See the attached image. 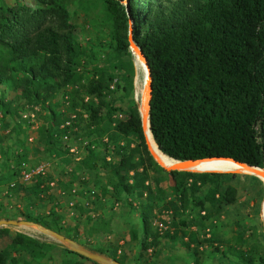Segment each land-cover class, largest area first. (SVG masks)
I'll use <instances>...</instances> for the list:
<instances>
[{
  "label": "trees",
  "instance_id": "obj_1",
  "mask_svg": "<svg viewBox=\"0 0 264 264\" xmlns=\"http://www.w3.org/2000/svg\"><path fill=\"white\" fill-rule=\"evenodd\" d=\"M127 1L126 5V0H78L89 28L79 33L68 0H13V4L0 0V218L40 223L109 255L80 235L111 233L110 221L98 218L94 228L83 232L78 223H65L54 208L45 215L31 212L40 196L52 199L53 170L72 163L69 184L75 177L87 183L81 179L86 171L102 170L98 179L105 178L106 183L94 189L96 201L111 193L115 200L123 195L125 205H131V199L136 202L141 251L133 263L125 256L109 255L122 264H154L152 254L147 258L144 253L152 248L156 254L165 236L179 239L194 254L196 264L199 248L206 246L236 257L241 264H264L259 242L244 250V230L235 233L233 242L214 245L207 228L208 221L237 198V175L219 172L246 168L213 157L264 167V0ZM130 27L152 79L149 126L146 119L144 130L166 156L201 159L187 164L197 172H166L172 199L166 200L164 188L147 182L153 173L178 163L153 153L155 161L148 151L134 99V61L142 73L140 106L144 94L146 102L149 99L148 69L145 65L144 71L132 53ZM117 92L121 105L108 98ZM72 140L83 146L79 160L69 151ZM108 155L117 159L107 160ZM42 159L53 165L30 182H21L20 171ZM240 174L255 180L264 196L260 178ZM152 179L156 184L155 175ZM82 191L77 195L83 197ZM81 205L76 200L74 209L80 216L85 207ZM156 209L174 214L172 233L153 226ZM193 210L195 229L181 218ZM6 229L0 227V234ZM137 237L131 233L132 239ZM51 248L50 243L15 231L0 249V264H52ZM60 264L80 261L62 258Z\"/></svg>",
  "mask_w": 264,
  "mask_h": 264
},
{
  "label": "rangeland",
  "instance_id": "obj_2",
  "mask_svg": "<svg viewBox=\"0 0 264 264\" xmlns=\"http://www.w3.org/2000/svg\"><path fill=\"white\" fill-rule=\"evenodd\" d=\"M4 1V0H3ZM25 2L27 0H24ZM7 4H13V0H5ZM69 9L71 12V17L73 23L77 26V31L79 33L83 32V29L89 30L87 25L88 18L86 17L83 10L78 6V0H68ZM87 32V31H85ZM83 32V33H85ZM135 76H134V99L135 95L137 98L140 97V83L142 79V73L135 66ZM143 67V66H142ZM145 71V68L143 67ZM137 82L138 85L135 83ZM120 92L111 93L108 98H114L116 105H121L119 101ZM145 104L147 99V94H144L143 97ZM136 100V99H135ZM146 138V136H145ZM31 140V138H30ZM146 140V139H145ZM72 140L70 146L76 145L80 141ZM147 144V143H146ZM148 148V144H147ZM149 151V150H148ZM150 153V152H149ZM157 158H160V155H155ZM111 161L114 162L117 159L116 156H110ZM45 160V159H42ZM110 161V162H111ZM53 165V164H52ZM72 163L69 164H60L57 169L53 170L52 180H54L55 185L50 188L49 194H51L52 199L49 197L40 196L35 204V207L31 209L32 214H48V212L54 208L58 210L59 213L63 214L65 223H68L70 226L72 224L78 223L84 232L87 228L95 227L97 224V219H106L110 221L111 233H105L101 231L95 233L94 235L84 234L80 235L81 240H86L94 248H103L107 249L109 255L125 256L129 263H133L135 258H138L139 251H141L140 245V220L138 217V212L136 210V202L134 199H131V205L124 204L122 201L125 197L121 195V199L115 200L114 197L110 194H107L105 197H99L98 201H95L90 207H84L83 215L80 216L78 208L74 209V214L70 213L69 201L74 199V196L71 194V189L68 188L71 185H79L78 188L82 186L79 180L75 179L71 184L68 183V177L63 174L64 169L70 168ZM163 168V167H162ZM164 169V168H163ZM164 169L165 172L153 173L151 175V180L147 182L151 183L153 187L160 186L166 190V200L172 199L173 195L169 192V177L166 174L168 172ZM197 172V171H193ZM238 173L232 172H219L226 173L228 177L231 174L237 175L234 179V184L237 187V198L236 201L225 207L220 214L211 218L207 223V228L209 229V237L213 239V244H218L219 241L223 240L226 242H233L235 233L238 230H244L247 237V241L243 244L244 250H252L255 243L259 242L264 249V216H263V190L260 189L258 183L252 178L246 177ZM258 172H244V174L258 176ZM87 178V183H91L94 186L101 187L102 184L106 183L105 178L98 179V176L102 175V170L97 168V170L86 171L85 173ZM155 175L157 178V183L155 184L152 176ZM248 176V175H247ZM85 180V181H86ZM103 180V182H102ZM264 181V179H262ZM101 181V182H100ZM64 190V191H63ZM101 194V191H100ZM2 196V190H0V197ZM77 197V196H76ZM80 198V199H79ZM77 200V199H76ZM262 200V202H261ZM78 201L81 203V197L78 196ZM116 201H119V205L114 209L113 205ZM20 202L15 201V205ZM261 204V207H260ZM83 206V205H81ZM10 209V208H8ZM195 210L190 213L187 212L185 215H182L181 218H187L191 222L190 226L192 229L198 228L196 223H194ZM8 212H4L7 215ZM77 216H76V215ZM156 217L153 219V226L157 228L155 223L162 221L166 229L159 230V232H164L168 230L172 233L173 230V220L174 214L169 210L165 211L164 209L155 210ZM176 221V220H175ZM4 233L0 234V249L9 242V237H11L14 231L22 232L31 237H34L42 242H47L52 244L50 254L52 255L53 261L52 264H60L62 258H66L71 261L79 260L80 264H94L92 261L87 259H77L73 254L66 253L63 250V246L54 241L52 238L39 233L33 228L22 227V226H8ZM183 229V228H182ZM138 233L137 239L131 238V233ZM120 250V251H119ZM200 258L199 264H241L238 259L234 256L229 255L228 253L223 255L220 251L215 250L211 246H206L204 248H199ZM158 252V254H157ZM156 254L152 253V248H149L144 255L147 258L151 255V262L154 264H196L195 256L192 252H189L187 249L180 245L179 239L170 241L168 237H163L159 250ZM26 260L29 257H25Z\"/></svg>",
  "mask_w": 264,
  "mask_h": 264
},
{
  "label": "water",
  "instance_id": "obj_3",
  "mask_svg": "<svg viewBox=\"0 0 264 264\" xmlns=\"http://www.w3.org/2000/svg\"><path fill=\"white\" fill-rule=\"evenodd\" d=\"M127 2L128 1L126 0V5H127ZM128 40H129V45H130V48H131L132 53L134 54V56H138V57L143 58V60L145 62V65L148 68L149 77H150V81H149V100H148V103H147V106H148L147 112L145 111V103H144V106L143 105L140 106V103L138 102V99H137V97L135 95V99H136L137 106H138V111H139L140 116H141L142 128H143V131H144L146 114H147V122H148V126H149L152 79H151V74H150V68H149L148 61H147L145 55L143 54L141 48L134 42L133 37H132V28L131 27H130V30H129ZM134 64H135V62H134ZM149 130H150V127H149ZM144 135H145V131H144ZM146 143H147V141H146ZM148 150H149V148H148ZM149 152H150V150H149ZM150 154L153 157L151 152H150ZM166 157L170 158L168 156H166ZM213 158H226V159L233 160V161H235V162H237L239 164L246 165L248 167L257 169L258 176L261 179H264V167L261 168V167H258V166H253V165H250V164H248L246 162H242V161L236 160L234 158H230V157H213ZM153 159L155 160L154 157H153ZM170 159L176 161L178 164L176 165V167L166 169L168 172H171V171H174V170L187 171V170H184L185 166H186L185 163L201 160V159L177 160V159H173V158H170ZM203 159H205V158H203ZM3 226H22V227L33 228L36 231H38L39 233L44 234V235L52 238L54 241L59 243L64 248H66V249H68V250H70V251H72V252H74V253H76V254H78V255L86 258V259H89V260L95 262L96 264H122L116 258H113V257H111L109 255H106V254L101 253V252L96 251V250H91V249L87 248L85 245H83L80 242H78L77 240H75V239H73L71 237H68V236H66L63 233L57 232V231H55V230H53L51 228H48V227H46V226H44V225H42L40 223L34 222V221L24 220V219L0 218V227H3Z\"/></svg>",
  "mask_w": 264,
  "mask_h": 264
},
{
  "label": "built area",
  "instance_id": "obj_4",
  "mask_svg": "<svg viewBox=\"0 0 264 264\" xmlns=\"http://www.w3.org/2000/svg\"><path fill=\"white\" fill-rule=\"evenodd\" d=\"M104 141H107L106 138H104ZM83 144L85 145L86 142L84 141ZM69 151L72 152L74 154V160H79L82 158V154H83V146H81V144L79 145V143L77 142L76 145L74 146H70ZM111 155H108L106 157L107 160H111ZM52 165L51 161L48 160H42L39 163L36 164V166L32 167V168H28V167H24L21 171H20V181L23 183H27L30 182V180L40 174V173H44L50 166ZM26 166V165H25ZM71 167L68 168L67 170H65L64 174L65 176L68 175V173L70 172ZM130 174H132V172H130ZM81 179H84V176L81 177ZM131 182V180H130ZM147 183V182H146ZM49 185L50 187H53L55 185L54 180H50L49 181ZM94 189H87V191L84 192V196L81 197V203L83 204V206L89 208L94 201H96V197L93 193ZM71 193L74 196V199L69 201V206L71 208L70 213L73 214L74 211V206L76 205V195H77V189L72 187L71 188ZM119 205V202L116 201L113 205V208L115 209L117 206ZM155 225L157 226V228L161 231L163 229H166V226H164L163 222H157L155 223ZM120 251V250H119Z\"/></svg>",
  "mask_w": 264,
  "mask_h": 264
},
{
  "label": "bare ground",
  "instance_id": "obj_5",
  "mask_svg": "<svg viewBox=\"0 0 264 264\" xmlns=\"http://www.w3.org/2000/svg\"><path fill=\"white\" fill-rule=\"evenodd\" d=\"M136 58L140 61V63H141V65L144 67V68H146L145 67V63H144V61L141 59V57H138V56H136ZM135 62V61H134ZM148 69V68H147ZM148 77H149V72H148ZM149 81H150V77H149ZM148 96H149V87H148ZM149 100V99H148ZM148 102H146V104H147ZM143 106H144V104H142ZM141 105V106H142ZM147 110H148V106H147ZM147 110H146V106H145V111L147 112ZM146 119H147V114H146V118H145V123H146ZM145 126V125H144ZM145 131V136H146V141H147V144H148V148H149V150H150V152L152 153V155H153V153L155 154V155H164L163 153H161L160 152V150H158V148H156V146L152 143V141H151V139H150V137H149V135H148V133H147V131L146 130H144ZM153 157H154V155H153ZM168 159H170V158H168ZM205 159H211V158H205ZM223 159H226V158H223ZM228 160H230V159H228ZM231 161H233V160H231ZM195 162V161H194ZM234 163H237V162H235V161H233ZM188 163H192V162H187V163H185V169L184 170H187V171H194L193 169H191V168H189L188 167ZM237 164H239V163H237ZM239 165H242V164H239ZM244 166H246V165H244ZM176 167V166H175ZM168 168H173V166L172 167H168ZM167 168V169H168ZM210 168H212V169H215V170H220V168H218V167H210ZM234 172H237V171H240L241 173H244V172H258L257 171V169H254V168H251V167H248V166H246V168H243V169H235V170H233ZM212 172H216V171H212ZM258 178H260L259 176H257ZM261 179V178H260ZM262 180V179H261ZM263 181V180H262ZM264 182V181H263ZM263 200H264V196H263ZM263 216H264V205H263Z\"/></svg>",
  "mask_w": 264,
  "mask_h": 264
},
{
  "label": "crops",
  "instance_id": "obj_6",
  "mask_svg": "<svg viewBox=\"0 0 264 264\" xmlns=\"http://www.w3.org/2000/svg\"><path fill=\"white\" fill-rule=\"evenodd\" d=\"M72 167V166H71ZM85 175V174H84ZM87 178H89V177H86V176H84V180H86ZM75 179H76V177H75ZM78 186L79 185H75V186H73V185H71V188L72 187H74V188H76L77 189V192L78 191H81V189L83 190L82 192H85V191H87V189H89V188H91V189H96V188H98L97 186H94L93 184H91V183H83L82 184V186L80 187V188H78ZM70 188V189H71ZM64 191V190H63ZM72 194V193H71ZM77 197H75V199H77V201H78V196L80 197V195H76ZM80 199V198H79ZM98 201V200H97ZM89 208H91V207H89ZM73 214H74V211H73ZM72 214V215H73ZM76 215V214H75ZM77 216V215H76ZM3 227H8V226H3ZM15 232V231H14ZM10 238V237H9ZM6 246V245H5ZM4 246V247H5Z\"/></svg>",
  "mask_w": 264,
  "mask_h": 264
}]
</instances>
